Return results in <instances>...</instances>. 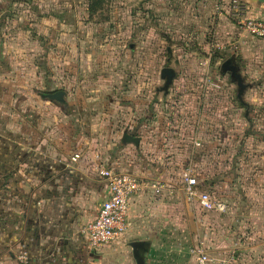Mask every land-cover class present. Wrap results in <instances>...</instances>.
I'll list each match as a JSON object with an SVG mask.
<instances>
[{"label": "rangeland", "instance_id": "374dc122", "mask_svg": "<svg viewBox=\"0 0 264 264\" xmlns=\"http://www.w3.org/2000/svg\"><path fill=\"white\" fill-rule=\"evenodd\" d=\"M88 8V0H0V91L8 92L0 99V139L3 124L9 131L17 128L16 119L20 123L33 120L34 114L24 108L33 103L38 112H48L38 114L45 122L32 137L92 140L88 146L92 168L98 171V165L109 167L108 158L100 157L109 137L119 139L124 124L129 119L130 124L135 123L145 91L146 106L157 89L161 96L171 93L169 104L180 113L185 109L195 113L204 104V111L189 121L199 126L195 135L202 141L195 147L209 146L213 161L205 167L202 159L175 158L173 164L179 167L175 166L169 178H162L172 185L173 193L154 192L151 197H187L181 173L189 164L198 172L201 187L212 199L223 200L227 209L194 208L206 231L200 236L199 230L184 234L182 227L170 231L171 236L163 239L168 251L158 255L162 259L158 262L192 264L201 241L207 247L215 244V251H221L218 245L224 242L233 244L228 246L227 256L234 254L238 262L242 249L251 244L252 225L256 222L264 227V2L104 0L101 10L92 16ZM230 57L235 58L247 83L245 107L240 104L237 84L229 73L221 72L222 63ZM164 67L176 72L167 92L162 90ZM128 74L129 103L124 100L126 91L119 90L118 99L113 94L115 87L126 89ZM4 76L13 89L4 87ZM60 88L68 92L69 112L38 94ZM124 105L132 106L127 114ZM135 147L125 146L116 172L143 177L142 163L147 167L163 163L156 156L147 160L140 151L137 155L141 157H130ZM82 154L77 151L70 161H78ZM229 171L232 173L225 175ZM214 174L220 180L211 186L205 180ZM151 177L144 178L159 179ZM102 201L103 197L98 208Z\"/></svg>", "mask_w": 264, "mask_h": 264}, {"label": "crops", "instance_id": "0c3cea01", "mask_svg": "<svg viewBox=\"0 0 264 264\" xmlns=\"http://www.w3.org/2000/svg\"><path fill=\"white\" fill-rule=\"evenodd\" d=\"M3 81L4 87H11L5 76ZM130 83L131 77L128 74L126 89L115 87L116 92L113 94L119 90L123 94L126 91L124 100L129 103L132 93ZM2 92L7 94L3 95ZM49 93L51 92L48 90L38 91L42 99L57 103L59 108L68 107V94L65 96L67 103L61 104L43 96ZM0 94V99H5L8 92L4 90L0 91ZM118 94L115 96L116 99ZM169 95L161 96L159 91L155 92V97L159 101L156 105L157 113L159 112L158 121L155 127L146 133L148 135L143 148L129 150L130 157L140 156L137 155L140 151L147 160L148 157L153 156L150 154L152 152L161 159L165 146L170 147L167 149L169 153L170 150L173 153H177L178 150L177 159L189 157L185 155H189V150L184 149L179 143L186 134L189 135L186 131L189 122H192L189 119L192 120L193 117L200 115L206 106L203 104L195 113L193 109H185L180 113L172 103L169 104ZM146 96L145 91L144 106L139 113L148 110V106L145 105ZM110 99L112 100L111 97ZM129 107L124 105L122 109L128 111ZM24 108L26 112L34 114L33 120L28 119L20 123L16 119L14 124L17 128H11L9 131L2 123L4 132L0 139V216L4 217H0V264H138L131 243L140 240L150 241L146 264H162L158 262L161 259L158 255L167 253L168 247L164 245L163 239L171 236L170 231L178 232L179 227H182L184 234L199 230L197 236H200L202 230L206 231L205 225L201 224L202 218L193 213L194 208L200 209L197 202H192L187 197L179 198L177 194L174 198L167 199L151 197L154 191L146 188L133 195L130 200L126 231L105 250L91 249L83 232V226L96 217L98 203L102 197L104 201L107 195L106 179L99 171L92 168V152L88 147L92 144V140L78 138L77 141L68 139L64 142L46 135L40 138L32 137L33 133L40 129L38 126L41 127L45 122V117L38 118L40 117L38 114L44 115L48 111L38 112L33 103L25 104ZM81 131L82 123L78 127L79 136ZM189 136L194 137L191 152L193 153L194 146L201 143V139L195 135V132ZM117 142L116 136H110L108 146H105L106 150L100 153L102 159L108 158V168L115 171H118L120 159L125 154L124 150L117 147ZM77 151L83 153L82 158L71 162L72 156ZM173 162L169 159L165 168L160 167V161L156 162L158 165L149 164L150 167L142 163L140 173L143 177L152 178L151 176L155 175V178L159 179L163 176L169 178L175 173V166L179 167ZM122 169L125 170L123 172L127 171V167ZM183 171L184 167L182 173ZM8 199L10 204H7ZM184 211L187 213L186 216L183 214ZM255 224L256 226L252 225L251 229V244L245 246L247 250L242 249L244 254H240L238 262L236 259L237 264H264V239H262L264 227L256 222ZM214 245L207 247L212 255L217 257L228 255L227 248L230 245L228 242L218 245L222 248L221 251H215ZM240 246L244 245L240 244ZM23 252L27 253V263L19 259ZM192 264H196V259Z\"/></svg>", "mask_w": 264, "mask_h": 264}, {"label": "built area", "instance_id": "2783aa9c", "mask_svg": "<svg viewBox=\"0 0 264 264\" xmlns=\"http://www.w3.org/2000/svg\"><path fill=\"white\" fill-rule=\"evenodd\" d=\"M99 173L107 181V195L98 208L94 219L88 221L83 229L91 249L103 251L118 239L127 229L130 200L133 195L149 188L156 193H173V187L162 179H148L128 173H118L113 169L98 165ZM183 190L187 199L197 202L205 211H225L227 204L223 200L212 199L210 193H201L198 189V177L192 165L186 167L182 173ZM22 262H28L26 252L20 254ZM196 264H236V257L232 254L217 257L210 253L201 241L196 253Z\"/></svg>", "mask_w": 264, "mask_h": 264}, {"label": "trees", "instance_id": "16d2710c", "mask_svg": "<svg viewBox=\"0 0 264 264\" xmlns=\"http://www.w3.org/2000/svg\"><path fill=\"white\" fill-rule=\"evenodd\" d=\"M103 3H104V0H89L88 10L90 12V15L92 16L97 11L101 10ZM218 56L220 57V59L224 58L223 54H220ZM59 90L65 91L66 95L68 94V92L66 91L65 88H60V89L50 91V92L54 93V92L59 91ZM157 91H159V89H157ZM158 102H159L158 98L154 96L151 99V101L149 102L148 110L145 113L137 114L136 119L133 120V122H135V123H132L133 125L130 124V119L128 122H126L124 124V126L126 124L127 125L125 127L123 126L124 130H121V135L118 139V142L116 143L118 145L117 147L120 150L125 151L126 150L125 146L128 144L129 145L132 144V145L136 146L135 149H137V150H141L143 148L144 143H145L146 138H147V135H148L146 133L150 132L155 127V124L157 123L158 118H159L158 117L159 112L157 113V106H156L158 104ZM240 104L244 107L247 106L246 103L242 104L240 102ZM64 110L69 112V109H67V107H64ZM127 113H128V111H126V114ZM129 125H130V128H129ZM196 128H197V125L195 127L192 122H189L188 127L186 128V131H188V134L190 133V135H191V133L195 132ZM250 133H251V131L248 130V134H250ZM135 138H139V141L136 142L134 140ZM193 139H194V137L192 138L191 136L186 134L184 136V138L182 139V141L179 143L180 145L183 146L184 149L189 150V152H188L189 155H187V154H185V155L189 156V157H187L188 159L189 158H193V159L196 158L197 160L202 159V164L206 163L205 167H207V165L209 166L211 164V162L213 161V158L211 157L212 156L211 155V149H209V146L204 145V143H202V145H200L201 147L200 146L195 147L196 146L195 145L194 146V152L191 153L192 152V146L194 145ZM201 141H202V139H201ZM165 143H166V141H165ZM170 144L172 145L173 143L171 142ZM168 148H170V147L165 146V148L163 149V156L161 158V161H163V163L160 164L161 168H165V165L168 163L169 159H170V161H174L175 157L177 159L176 155L178 154V150H177V153H173V152H171V150L169 153V151H167ZM140 154H141V152H140ZM150 154L155 156L154 152H152ZM207 169H209V168H207ZM196 173L198 174V172H196ZM224 173L226 175V174L232 173V172L229 171L227 173L226 172H224ZM224 173L221 174V176H223ZM219 180H220L219 175L214 174V176L210 177V179L208 177V179H206L205 181H206V183H209L211 186H214V184L217 183ZM198 189L201 193L208 192V191H206L204 186L201 187L200 183L198 184ZM0 217H4V216H0Z\"/></svg>", "mask_w": 264, "mask_h": 264}, {"label": "water", "instance_id": "95a60500", "mask_svg": "<svg viewBox=\"0 0 264 264\" xmlns=\"http://www.w3.org/2000/svg\"><path fill=\"white\" fill-rule=\"evenodd\" d=\"M260 1L264 2V0H260ZM221 72L223 74L229 73L232 82H235L237 84V95L238 98L240 99V102L242 104L246 103L244 100V93L247 88V83H245V80L240 72V68L237 65L234 57H230L222 63ZM175 75L176 72L172 67H164L162 69L161 76L162 78L166 79L165 85L162 87L163 91L167 92L169 90V87L173 82ZM43 96L48 97L51 100L58 101L61 104L67 103L65 99L66 92L63 90H59L54 93L44 94ZM134 140L137 142L139 141V138H135ZM131 246L133 248L134 256L138 264H146V257H147L146 253L148 252L150 241L149 240L133 241L131 243Z\"/></svg>", "mask_w": 264, "mask_h": 264}]
</instances>
